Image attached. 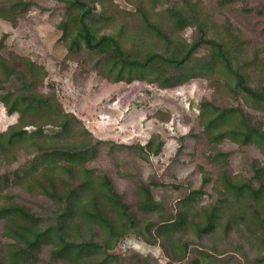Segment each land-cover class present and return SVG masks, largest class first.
Wrapping results in <instances>:
<instances>
[{"label":"trees","instance_id":"obj_1","mask_svg":"<svg viewBox=\"0 0 264 264\" xmlns=\"http://www.w3.org/2000/svg\"><path fill=\"white\" fill-rule=\"evenodd\" d=\"M234 2L0 0V19L12 26L34 10L57 17L63 61L106 81L174 89L205 79L219 102H198L195 126L177 137L173 162L203 140L211 145L207 160L224 167L239 149L258 152L242 161L245 171L203 176L171 200L160 193H175L177 182L89 166L100 158L150 163L165 142L158 133L130 144L95 137L64 108L45 65L11 49L4 33L0 104L17 117L0 131V264H264V46L229 17L218 18ZM240 10L264 16V6L243 2ZM226 141L236 147L220 150ZM119 181L129 183L130 198ZM208 186L216 196L202 205ZM232 232L246 233L260 253L250 258L236 244L239 263L225 249L206 247V238ZM128 235L158 245L167 262L113 253Z\"/></svg>","mask_w":264,"mask_h":264},{"label":"rangeland","instance_id":"obj_2","mask_svg":"<svg viewBox=\"0 0 264 264\" xmlns=\"http://www.w3.org/2000/svg\"><path fill=\"white\" fill-rule=\"evenodd\" d=\"M41 1L45 3V0ZM204 1L214 3V0ZM243 2L250 6H264V0H235L229 9L217 14L218 18L229 17L246 34L254 37L256 45L264 46V16L243 15L240 10ZM56 18L50 12L34 10L17 26L0 19V37L6 33V41L11 49L45 65L49 73L46 81L54 84L64 108L81 118L95 137L130 144L144 143L152 133H158L165 142L162 152L152 156L150 163L130 159L117 164L100 158L89 166H105L110 167L112 173L120 169L125 173H137L143 178L155 176L160 180L177 182L180 189L175 193H160L171 200L187 187H198L203 176L214 179L222 169L231 175L245 171L242 161L251 155H258L252 147L239 149L230 166H220L207 160L206 153L211 150V145L203 140L194 148L190 144L188 154L182 155L178 162H173L178 147L177 137L195 126L198 102L202 99L219 102L209 83L205 79H194L174 89H159L144 82L112 83L95 72H83L73 60L63 61L66 49L57 42L60 32L55 26ZM159 111L170 113V118L167 121L159 120L155 116ZM16 117V114L8 115L0 104V131L14 123ZM218 147L220 150H229L236 145L226 141ZM118 188L121 191L127 189L131 197L127 181H119ZM207 189L208 193L202 196V205H208L212 197L216 196L209 186ZM231 201L234 206L238 205L233 198ZM246 237V233L232 232L226 238L215 235L204 241L206 247L217 246L227 250V254H232L233 259H238L240 263L243 256L236 244L243 245L242 250L250 258L260 253ZM112 252L124 253L127 257L131 252H136L161 263L167 262L158 245L146 244L134 235L123 238Z\"/></svg>","mask_w":264,"mask_h":264}]
</instances>
